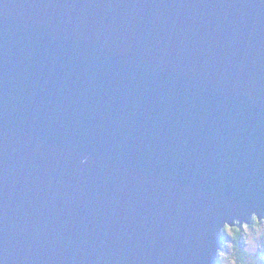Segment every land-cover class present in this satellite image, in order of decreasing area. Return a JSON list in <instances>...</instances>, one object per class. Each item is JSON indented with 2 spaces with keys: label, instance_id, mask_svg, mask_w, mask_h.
Instances as JSON below:
<instances>
[{
  "label": "water",
  "instance_id": "95a60500",
  "mask_svg": "<svg viewBox=\"0 0 264 264\" xmlns=\"http://www.w3.org/2000/svg\"><path fill=\"white\" fill-rule=\"evenodd\" d=\"M264 215V0H0L2 264H215Z\"/></svg>",
  "mask_w": 264,
  "mask_h": 264
},
{
  "label": "clouds",
  "instance_id": "9594fccd",
  "mask_svg": "<svg viewBox=\"0 0 264 264\" xmlns=\"http://www.w3.org/2000/svg\"><path fill=\"white\" fill-rule=\"evenodd\" d=\"M217 240L215 264H264V215L252 211L223 220Z\"/></svg>",
  "mask_w": 264,
  "mask_h": 264
}]
</instances>
